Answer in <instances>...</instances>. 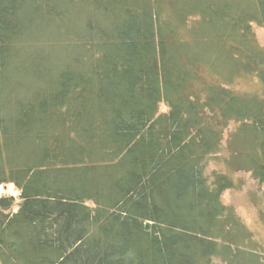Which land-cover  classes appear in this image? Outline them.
<instances>
[{"label": "trees", "instance_id": "trees-1", "mask_svg": "<svg viewBox=\"0 0 264 264\" xmlns=\"http://www.w3.org/2000/svg\"><path fill=\"white\" fill-rule=\"evenodd\" d=\"M252 24L264 0H0V264H264L205 172L264 186Z\"/></svg>", "mask_w": 264, "mask_h": 264}, {"label": "rangeland", "instance_id": "rangeland-1", "mask_svg": "<svg viewBox=\"0 0 264 264\" xmlns=\"http://www.w3.org/2000/svg\"><path fill=\"white\" fill-rule=\"evenodd\" d=\"M251 30L255 43L264 47V28L252 24ZM246 76V75H245ZM231 88L244 93L259 92L260 86L252 78L237 76ZM160 112H166L160 105ZM227 151L221 149L218 154L206 161L205 172L227 174L232 178L234 186L225 190L220 197L221 203L234 209L245 228L250 231L260 246V252L264 260V186L259 185L246 171H233L225 165L224 157ZM18 192L11 185L0 186V198L13 200L12 212L16 211L18 204Z\"/></svg>", "mask_w": 264, "mask_h": 264}, {"label": "water", "instance_id": "water-1", "mask_svg": "<svg viewBox=\"0 0 264 264\" xmlns=\"http://www.w3.org/2000/svg\"><path fill=\"white\" fill-rule=\"evenodd\" d=\"M149 227H150V224L149 223H145L144 224V230L145 231H148L149 230Z\"/></svg>", "mask_w": 264, "mask_h": 264}]
</instances>
